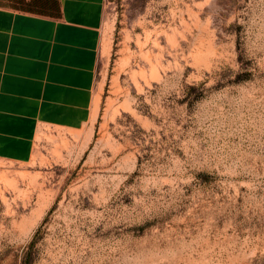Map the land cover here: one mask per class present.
I'll return each instance as SVG.
<instances>
[{
  "label": "rangeland",
  "instance_id": "rangeland-1",
  "mask_svg": "<svg viewBox=\"0 0 264 264\" xmlns=\"http://www.w3.org/2000/svg\"><path fill=\"white\" fill-rule=\"evenodd\" d=\"M90 95L0 120V264H264V0H105Z\"/></svg>",
  "mask_w": 264,
  "mask_h": 264
},
{
  "label": "crops",
  "instance_id": "crops-1",
  "mask_svg": "<svg viewBox=\"0 0 264 264\" xmlns=\"http://www.w3.org/2000/svg\"><path fill=\"white\" fill-rule=\"evenodd\" d=\"M104 3L0 0L2 126L22 121L30 138L42 122L82 117L96 77ZM13 144L1 137L0 150L11 153Z\"/></svg>",
  "mask_w": 264,
  "mask_h": 264
},
{
  "label": "bare ground",
  "instance_id": "bare-ground-1",
  "mask_svg": "<svg viewBox=\"0 0 264 264\" xmlns=\"http://www.w3.org/2000/svg\"><path fill=\"white\" fill-rule=\"evenodd\" d=\"M10 91H12V90H10Z\"/></svg>",
  "mask_w": 264,
  "mask_h": 264
}]
</instances>
